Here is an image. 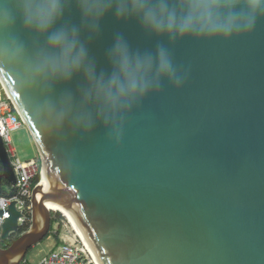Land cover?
<instances>
[{
  "label": "water",
  "instance_id": "95a60500",
  "mask_svg": "<svg viewBox=\"0 0 264 264\" xmlns=\"http://www.w3.org/2000/svg\"><path fill=\"white\" fill-rule=\"evenodd\" d=\"M117 32L134 49L158 43L109 17L89 46L100 70ZM170 47L184 87L165 81L127 118L119 144L100 124L91 135H46L16 76L0 68L48 180L34 188L31 226L17 237L22 212L12 201L0 264H22L50 235L54 210L40 194L64 203L99 264H264V19L231 40ZM0 161V178L16 184L1 135Z\"/></svg>",
  "mask_w": 264,
  "mask_h": 264
},
{
  "label": "clouds",
  "instance_id": "9594fccd",
  "mask_svg": "<svg viewBox=\"0 0 264 264\" xmlns=\"http://www.w3.org/2000/svg\"><path fill=\"white\" fill-rule=\"evenodd\" d=\"M109 17L158 43L134 49L117 32L104 54L108 69L100 70L89 46ZM260 19L264 0H0V68L16 76L46 135L66 128L91 135L100 124L119 144L127 118L165 81L184 87L188 75L170 45L231 40L252 33Z\"/></svg>",
  "mask_w": 264,
  "mask_h": 264
},
{
  "label": "built area",
  "instance_id": "2783aa9c",
  "mask_svg": "<svg viewBox=\"0 0 264 264\" xmlns=\"http://www.w3.org/2000/svg\"><path fill=\"white\" fill-rule=\"evenodd\" d=\"M22 127H27L26 123L0 80V135L4 140L17 178L14 185L6 179L8 184L0 183V247L3 246V224L10 217L9 208L12 201H16L17 209L22 212V217L19 218L20 230L27 225L30 227L33 190L42 182L43 164L40 155L23 161L18 157L11 144L10 133ZM11 193L15 195L10 197ZM60 215L65 218L61 212L54 211L53 220L64 222V219L59 217ZM66 226L68 228V225ZM58 240L60 243L58 244L57 241L56 245L35 264H97L91 250L73 228L60 234ZM24 262L28 263L27 260Z\"/></svg>",
  "mask_w": 264,
  "mask_h": 264
},
{
  "label": "rangeland",
  "instance_id": "374dc122",
  "mask_svg": "<svg viewBox=\"0 0 264 264\" xmlns=\"http://www.w3.org/2000/svg\"><path fill=\"white\" fill-rule=\"evenodd\" d=\"M12 139V146L15 148L16 154L18 157L23 160H30L31 158L39 157V152L34 143V140L27 127H22L21 129L14 130L10 133ZM58 212V211H57ZM61 219H64V222L61 220L55 221L53 224L50 236L47 239L43 240L40 244H37L35 247L30 250L26 260L28 263L23 262L22 264H35L39 262L57 243H60L58 237L60 234H64L67 230L71 229L70 223L66 218L60 215ZM68 225V228L67 226ZM21 234V231L14 233L13 236L17 237ZM60 239V238H59ZM9 241L4 242L3 245H7Z\"/></svg>",
  "mask_w": 264,
  "mask_h": 264
},
{
  "label": "bare ground",
  "instance_id": "6f19581e",
  "mask_svg": "<svg viewBox=\"0 0 264 264\" xmlns=\"http://www.w3.org/2000/svg\"><path fill=\"white\" fill-rule=\"evenodd\" d=\"M10 96V95H9ZM48 180L44 174V171L42 173V182L43 184H47ZM39 198L41 199V201L45 202L50 209H53L54 211H58L61 212L65 218L67 219V221L70 223V225L72 226L73 230L82 238V240L85 242V244L89 247L85 237L82 235V233L79 231L75 218L73 217L72 213L69 211V209L64 205V203L62 201L56 200L50 196H46L44 194H40ZM89 249L91 250V248L89 247ZM91 253L93 254L92 250ZM94 256V254H93ZM95 258V256H94ZM97 264L98 261L95 258Z\"/></svg>",
  "mask_w": 264,
  "mask_h": 264
},
{
  "label": "trees",
  "instance_id": "16d2710c",
  "mask_svg": "<svg viewBox=\"0 0 264 264\" xmlns=\"http://www.w3.org/2000/svg\"><path fill=\"white\" fill-rule=\"evenodd\" d=\"M1 172H2V164H1V161H0V174H1ZM37 180H38V179H37ZM3 182H6V183L8 184V182H7L4 178H0V183H3ZM54 221H56V219L53 220V223H54ZM28 228H29L28 225H27L26 227L22 228V229L20 230L21 233H22L23 231H26ZM3 243H4V242H3ZM3 243H2V245H3ZM5 243H6V242H5ZM3 246H6V244L3 245Z\"/></svg>",
  "mask_w": 264,
  "mask_h": 264
},
{
  "label": "crops",
  "instance_id": "0c3cea01",
  "mask_svg": "<svg viewBox=\"0 0 264 264\" xmlns=\"http://www.w3.org/2000/svg\"><path fill=\"white\" fill-rule=\"evenodd\" d=\"M53 224H54V223H53ZM49 236H50V235H49ZM47 238H48V237H47ZM47 238H46V239H47Z\"/></svg>",
  "mask_w": 264,
  "mask_h": 264
}]
</instances>
